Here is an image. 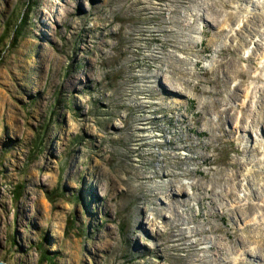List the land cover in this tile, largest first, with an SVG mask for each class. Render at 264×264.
Instances as JSON below:
<instances>
[{
  "label": "rangeland",
  "instance_id": "rangeland-1",
  "mask_svg": "<svg viewBox=\"0 0 264 264\" xmlns=\"http://www.w3.org/2000/svg\"><path fill=\"white\" fill-rule=\"evenodd\" d=\"M258 18L264 0H0V261L264 264L243 221L264 64L235 52Z\"/></svg>",
  "mask_w": 264,
  "mask_h": 264
},
{
  "label": "bare ground",
  "instance_id": "bare-ground-1",
  "mask_svg": "<svg viewBox=\"0 0 264 264\" xmlns=\"http://www.w3.org/2000/svg\"><path fill=\"white\" fill-rule=\"evenodd\" d=\"M225 7H228V5L227 6L225 5ZM254 27H256V28H252V29L247 30L246 28H248V22H246V20H245V23L243 25V29H245V30L242 29L241 32H237V35L240 33V34H242V37H241V40H238L237 39L238 41H237V46L235 47V52H237L238 54H240V53L241 54L248 53V51H249L248 50V45L249 44H253L254 47H255V49H256L254 51L255 52V55H258V58H260L262 60L261 64L263 65L264 64V18H258V23H255L254 24ZM260 33L262 34V36H260ZM257 34H259V35H257ZM256 37H260L262 43H260V44L257 43L258 41L255 40ZM251 54L253 55L252 52H251ZM251 54H250V56H251ZM247 59H250V58L247 57ZM239 60L242 61L241 59H239ZM233 62H230L229 64H226V66H225V68L227 69V73L230 72L232 74L233 72H236L235 73L236 74V78L232 79L231 81H233V80L234 81L235 80H239L242 83L246 82L248 78L242 72V70L241 71H236V67H237L236 64H238V62L236 64L233 63ZM263 67H264V65H263ZM235 74H233L232 77ZM240 90H241L240 87L235 88L233 90V95H238L237 93L240 92ZM243 94H244L242 96L243 97V100H245L247 98H250L251 99L252 98V95L255 94V90H254V92H252V91L250 92L249 90H246ZM262 102H263V98H262ZM258 105H259V108L262 109V107H263L262 103L261 104H258ZM244 107H245V105L243 103L237 105V109L239 111H242L244 109ZM230 111H231L230 108H225V110L223 112H221L220 114L224 113V115H229L230 114ZM228 119H229V116H228ZM235 122H233L232 124H234ZM234 125H236V128H239V125L240 124L239 123H235ZM263 131H264V129H263ZM261 134H264V132H262ZM170 176L171 175L169 173H166V172L163 175L164 178H168ZM257 176H259V174ZM216 181L217 182H220L221 180H220V178L219 179L217 178ZM175 191H176L175 193H180V192H177V191H180L178 189H176ZM263 196H264V194H263ZM258 206H260V205H258ZM261 206H262L261 208H259V207H250L247 210L248 211V214H251V215L248 217V218H250V220H246V219L243 220V221H245V225L250 224V223L251 224L256 223L257 222L256 220H259L260 221V219L258 217H260L264 221V205H261ZM239 210L240 209L236 208V209L231 210V212H233L235 214H242V213L239 212ZM242 216H245V215L242 214ZM256 216H257L258 219L256 218ZM260 233H261L260 238L263 237V243L261 244V246H259V248H261V251L260 252L258 251V253L261 254L260 257L263 258V262H264V231H262ZM237 246L239 248H242L244 246V243L243 242H240V243H238ZM247 254H249V252Z\"/></svg>",
  "mask_w": 264,
  "mask_h": 264
},
{
  "label": "water",
  "instance_id": "water-1",
  "mask_svg": "<svg viewBox=\"0 0 264 264\" xmlns=\"http://www.w3.org/2000/svg\"><path fill=\"white\" fill-rule=\"evenodd\" d=\"M0 264H6V263L0 261Z\"/></svg>",
  "mask_w": 264,
  "mask_h": 264
}]
</instances>
